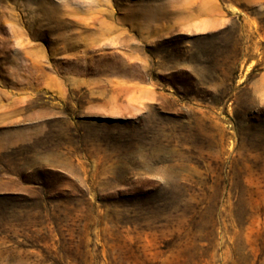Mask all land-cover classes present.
<instances>
[{
    "label": "rangeland",
    "instance_id": "374dc122",
    "mask_svg": "<svg viewBox=\"0 0 264 264\" xmlns=\"http://www.w3.org/2000/svg\"><path fill=\"white\" fill-rule=\"evenodd\" d=\"M0 264H264V0H0Z\"/></svg>",
    "mask_w": 264,
    "mask_h": 264
}]
</instances>
